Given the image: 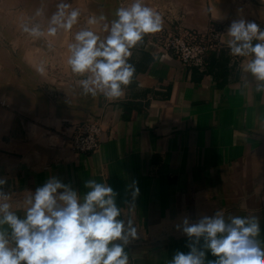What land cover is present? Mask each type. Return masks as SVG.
<instances>
[{
  "label": "crops",
  "instance_id": "0c3cea01",
  "mask_svg": "<svg viewBox=\"0 0 264 264\" xmlns=\"http://www.w3.org/2000/svg\"><path fill=\"white\" fill-rule=\"evenodd\" d=\"M145 4L161 14L163 29L132 49L136 72L119 100L83 95L67 65L75 29L59 30L52 43L15 44L9 35L0 43V178L8 179L13 210L22 214L27 195L50 176L81 194L84 181L95 179L113 187L139 230L141 239L126 249L130 264H168L175 250H188L175 225L217 210L226 219L258 217L264 240V93L242 71L245 58L230 55L226 43L238 10L264 29V0ZM116 9L108 2L87 19L102 14L110 21ZM213 23L227 27L203 69L163 46L169 34L207 31ZM86 27L106 35L99 25ZM95 117L104 127L100 148L73 151L75 125ZM134 180L140 194L130 211L124 201Z\"/></svg>",
  "mask_w": 264,
  "mask_h": 264
},
{
  "label": "clouds",
  "instance_id": "9594fccd",
  "mask_svg": "<svg viewBox=\"0 0 264 264\" xmlns=\"http://www.w3.org/2000/svg\"><path fill=\"white\" fill-rule=\"evenodd\" d=\"M44 16L42 3L21 22V30L34 38L44 36L38 22ZM80 16L79 9L60 0L48 18L46 34L71 31ZM238 16L227 27V47L230 55L245 58L242 71L253 78L255 91L264 93V29L245 19L242 9ZM87 24L99 25L106 35L91 27L77 31L68 45L67 65L80 79L83 95L119 100L136 72L129 62L132 49L145 35L163 29V17L144 0H131L115 10L112 20L93 15ZM37 71L43 73L44 68ZM248 83L244 81L245 89ZM7 184L6 177L0 178V264H130L126 249L141 235L134 219L118 206L119 194L106 181H84L87 191L81 194L70 183L50 176L27 195L22 214L13 210ZM127 191L130 199L124 203L131 211L140 194L138 182L132 181ZM175 228L187 238L188 250H175L168 264H264V240L258 238L261 222L256 216L226 219L217 210L195 221L184 217Z\"/></svg>",
  "mask_w": 264,
  "mask_h": 264
},
{
  "label": "built area",
  "instance_id": "2783aa9c",
  "mask_svg": "<svg viewBox=\"0 0 264 264\" xmlns=\"http://www.w3.org/2000/svg\"><path fill=\"white\" fill-rule=\"evenodd\" d=\"M226 25L213 23L207 31L185 29L163 39V46L183 64L203 69L209 52L221 42ZM103 123L99 118H88L75 125L69 143L71 149L88 154L97 151L102 144Z\"/></svg>",
  "mask_w": 264,
  "mask_h": 264
},
{
  "label": "rangeland",
  "instance_id": "374dc122",
  "mask_svg": "<svg viewBox=\"0 0 264 264\" xmlns=\"http://www.w3.org/2000/svg\"><path fill=\"white\" fill-rule=\"evenodd\" d=\"M146 1L149 0H144V3ZM59 2L60 0H0V43L6 42L8 35L14 38L13 43L15 44L31 43L36 40L52 43L53 39L46 34V28L48 18L56 10V5ZM65 2L81 12L77 24L72 28L79 31L88 26L87 15L101 13L106 3L110 2L118 8L122 3L128 4L131 0H65ZM42 3L45 6V16L38 18V22L43 26L45 35L34 38L24 33L20 25L22 21H27L32 17Z\"/></svg>",
  "mask_w": 264,
  "mask_h": 264
}]
</instances>
